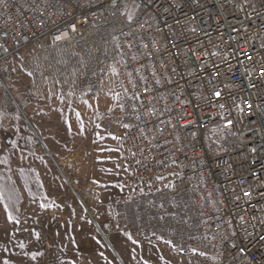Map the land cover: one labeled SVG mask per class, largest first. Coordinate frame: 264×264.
Instances as JSON below:
<instances>
[{
  "label": "built area",
  "instance_id": "1",
  "mask_svg": "<svg viewBox=\"0 0 264 264\" xmlns=\"http://www.w3.org/2000/svg\"><path fill=\"white\" fill-rule=\"evenodd\" d=\"M0 44L6 112L25 107L15 54L33 93L65 103L119 84L129 192L112 234L163 239L178 264H264V0H0Z\"/></svg>",
  "mask_w": 264,
  "mask_h": 264
},
{
  "label": "rangeland",
  "instance_id": "2",
  "mask_svg": "<svg viewBox=\"0 0 264 264\" xmlns=\"http://www.w3.org/2000/svg\"><path fill=\"white\" fill-rule=\"evenodd\" d=\"M21 59L3 64L25 107L9 113L0 103V264H178L163 239L111 233L113 207L129 192L119 84L65 103L49 89L33 93ZM105 110L113 128L99 122Z\"/></svg>",
  "mask_w": 264,
  "mask_h": 264
},
{
  "label": "snow or ice",
  "instance_id": "3",
  "mask_svg": "<svg viewBox=\"0 0 264 264\" xmlns=\"http://www.w3.org/2000/svg\"><path fill=\"white\" fill-rule=\"evenodd\" d=\"M61 37H59V36H57L56 37V39H60ZM4 47V45L3 44H0V48H3ZM6 50V49H5ZM246 56H247V59L248 60H251L252 59V57H251V55H247L246 54ZM260 74L261 75H264V69H261L260 70ZM215 95L217 96V97H219L220 96V92L219 91H217L216 93H215ZM249 107H251V105H249ZM126 127H127V125H126Z\"/></svg>",
  "mask_w": 264,
  "mask_h": 264
},
{
  "label": "trees",
  "instance_id": "4",
  "mask_svg": "<svg viewBox=\"0 0 264 264\" xmlns=\"http://www.w3.org/2000/svg\"><path fill=\"white\" fill-rule=\"evenodd\" d=\"M4 92H5L4 89L0 88V103H2Z\"/></svg>",
  "mask_w": 264,
  "mask_h": 264
}]
</instances>
